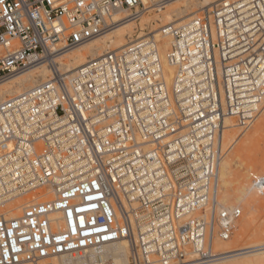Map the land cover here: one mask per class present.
Wrapping results in <instances>:
<instances>
[{
	"label": "built area",
	"instance_id": "2783aa9c",
	"mask_svg": "<svg viewBox=\"0 0 264 264\" xmlns=\"http://www.w3.org/2000/svg\"><path fill=\"white\" fill-rule=\"evenodd\" d=\"M174 1L0 0V84L50 72L0 103V198L54 194L0 215V264H102L90 251L119 240L130 264H197L232 237L241 209L218 199L222 134L227 117L245 131L264 111V0L219 2L161 28L170 84L150 36L70 75L58 63ZM252 188L264 194V175Z\"/></svg>",
	"mask_w": 264,
	"mask_h": 264
},
{
	"label": "bare ground",
	"instance_id": "6f19581e",
	"mask_svg": "<svg viewBox=\"0 0 264 264\" xmlns=\"http://www.w3.org/2000/svg\"><path fill=\"white\" fill-rule=\"evenodd\" d=\"M146 1V0H143ZM228 1V0H226ZM225 2L223 0H176L167 4L162 8L167 9L165 21L166 24L160 25V27L153 28L152 23L149 30L141 36L139 34L141 31L138 29L141 25L140 18L146 13L156 9H150L144 13L139 21H131L124 23L116 27L111 32L90 41L89 43L64 54L58 59V63L67 74H73L78 68L95 61L102 57L105 53L110 51H115L124 48L130 42L135 39L143 37H153L152 46L156 47L159 60L161 62L165 79L168 84L171 83L174 70L166 63L165 54L168 50L171 39L168 36H164L160 33V29L165 26L177 27L173 20L177 17V21L182 20L181 17L191 6H195L197 10L192 11L191 15H195L202 9H207L213 7L212 5ZM155 12V11H154ZM151 14V13H150ZM190 16V15H185ZM193 17V16H192ZM191 17V18H192ZM190 18V20H191ZM189 20V21H190ZM188 21V22H189ZM187 23V22H186ZM185 23V24H186ZM138 24V25H137ZM184 25V24H183ZM100 40V41H99ZM143 52V51H142ZM50 80V72L46 67H39L31 69L20 75H17L10 79L9 81L0 84V103L13 99L25 92H28L38 85L44 84ZM225 128H231L235 126L236 120L232 117H227L224 121ZM39 190V189H38ZM36 191V190H35ZM26 195L17 192L7 194L3 198H0V204L6 203V210L0 215H3L7 219H13L19 217L20 212L30 204L42 203L51 200L54 194L51 190L46 189L45 192H40L39 195L32 196V199H28L23 203V201L18 200L17 204H11V202L16 201L19 197ZM220 202V201H219ZM227 208V207H224ZM232 208V207H229ZM130 244L126 240H119L109 245H104L98 249L90 251V258L101 259L102 264H130L128 258V251H130ZM246 251L240 252L241 250L231 251V252H217L216 257L210 261L197 263V264H257V261L264 258V244L251 246L245 248ZM249 249V250H248ZM46 264H83V261L74 257H60L56 259H51L45 262Z\"/></svg>",
	"mask_w": 264,
	"mask_h": 264
},
{
	"label": "rangeland",
	"instance_id": "374dc122",
	"mask_svg": "<svg viewBox=\"0 0 264 264\" xmlns=\"http://www.w3.org/2000/svg\"><path fill=\"white\" fill-rule=\"evenodd\" d=\"M195 10L197 8L191 6L181 16H184L182 20L177 21L180 18L177 17L173 22L177 25L185 24L194 16L191 15V12ZM166 13L167 9L163 8L149 11L146 13L147 15H143L140 18L141 21L138 20L141 25L137 24L141 31L139 34L144 35L154 22L158 23L154 24L153 28L166 24ZM185 15L190 16L185 17ZM236 125L225 128L222 134V143L227 147V153L219 166L218 199L222 207L240 208L241 217L229 240L215 242L216 252L236 250L243 252L246 251L245 248L264 244V194L258 195L252 188L253 180L264 175V111L247 130L242 131ZM39 191L45 192L46 190L37 189L19 197L11 204H17L18 200L24 203L28 199H32V196L39 195ZM6 206L0 209V213L6 210L8 207ZM129 253L130 251H128V258ZM257 264H264V258L257 261Z\"/></svg>",
	"mask_w": 264,
	"mask_h": 264
}]
</instances>
